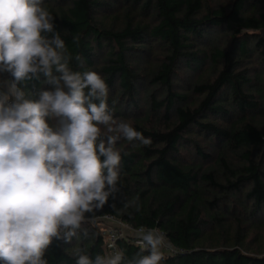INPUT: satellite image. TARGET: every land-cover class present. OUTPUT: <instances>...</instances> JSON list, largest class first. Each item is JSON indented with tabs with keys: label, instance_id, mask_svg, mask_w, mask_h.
Here are the masks:
<instances>
[{
	"label": "trees",
	"instance_id": "obj_1",
	"mask_svg": "<svg viewBox=\"0 0 264 264\" xmlns=\"http://www.w3.org/2000/svg\"><path fill=\"white\" fill-rule=\"evenodd\" d=\"M43 6L73 56L70 67L101 73L113 116L135 111L148 86L147 109L165 120L136 125L151 144L133 141L120 151L119 191L86 213L96 219L70 242L53 239L47 264H77L75 248L92 258L107 255L97 219L106 214L161 229L174 247L162 264H264L262 239L249 240L264 228V0H43ZM110 14L125 20L110 25L104 22ZM136 52L149 61L143 67L130 59ZM184 68L197 74L193 99L175 90ZM18 87L37 99L52 85L41 76ZM187 148L200 161L187 162ZM118 246L125 264L141 252L126 238Z\"/></svg>",
	"mask_w": 264,
	"mask_h": 264
},
{
	"label": "clouds",
	"instance_id": "obj_2",
	"mask_svg": "<svg viewBox=\"0 0 264 264\" xmlns=\"http://www.w3.org/2000/svg\"><path fill=\"white\" fill-rule=\"evenodd\" d=\"M53 21L43 0H0V72L13 78L0 93V264H47L53 239L70 242L93 219L86 213L119 191L117 142L151 144L114 118L100 74L70 67ZM41 76L52 87L27 98L18 84ZM135 235L141 252L127 264H162L161 249L171 247L165 234L142 226ZM73 255L77 264H125L122 249L92 258L75 248Z\"/></svg>",
	"mask_w": 264,
	"mask_h": 264
},
{
	"label": "rangeland",
	"instance_id": "obj_3",
	"mask_svg": "<svg viewBox=\"0 0 264 264\" xmlns=\"http://www.w3.org/2000/svg\"><path fill=\"white\" fill-rule=\"evenodd\" d=\"M213 3L217 4V3H223V4H230L232 3L233 0H212ZM104 22L109 23L110 25H116V24H122L123 21L125 20L124 16H120L119 19H115L113 14H110L109 16H105L104 18ZM244 31H250L253 32L252 30H244ZM259 32L264 33V30H261ZM218 34H223V31L220 30L218 32ZM227 40L229 41L230 38L227 37ZM138 52L134 53L130 59L132 61L133 64L143 67L145 65V63L149 62L148 60H146L145 58H143L142 56H140L139 54H137ZM100 64V59L98 58L97 60V64L96 67H98ZM98 74H100V76L102 77L101 73L97 71ZM197 77V74L189 71L187 69H183L182 71L179 72V76H178V80H176L177 85L175 87V90L177 92H182V93H189L191 95V99H193L194 94H192L190 92L191 90V82L193 80H195V78ZM147 85V83H146ZM150 90V87L145 86L141 89L139 96H138V107L135 109V111H125V115L124 116H114L115 119L117 120H125L127 122H130L132 124V126L137 129L138 124H142L145 126H159V125H164L165 124V120L164 119H160V114H156V113H152L151 111H149L147 109L148 104H149V100H148V96H147V92ZM148 100V103H147ZM194 101V100H193ZM133 110V109H132ZM50 123L55 124L56 121H50ZM130 145L129 142L123 138H121L118 142H117V148L119 149V151H122L126 146ZM183 155L184 158L187 162L190 161H197L198 158H196L195 153L190 149H184L183 150ZM199 160V159H198ZM200 161V160H199ZM96 217H93L92 221L95 220ZM100 219V218H97ZM262 239V250H263V245H264V228L263 229H256L254 230L253 234L250 236L249 240L252 241V243L258 244ZM258 246V245H257ZM255 247V246H254ZM165 249H162L163 254L165 255V251H163Z\"/></svg>",
	"mask_w": 264,
	"mask_h": 264
},
{
	"label": "built area",
	"instance_id": "obj_4",
	"mask_svg": "<svg viewBox=\"0 0 264 264\" xmlns=\"http://www.w3.org/2000/svg\"><path fill=\"white\" fill-rule=\"evenodd\" d=\"M2 77L6 81H11L13 78L11 77L10 73L2 72ZM7 87H2V84L0 82V93L7 92ZM99 226L101 228V231L103 232L106 240V248H107V255L111 254L115 249H120L118 246V240L121 238H126L128 240L133 241L136 245L141 247V243L139 241V238L135 235L136 232L139 230L140 227H135L129 223H126L117 217H114L113 215L106 214L100 217L99 219ZM144 227V226H143ZM145 229H150L148 227H144ZM159 229L158 227H151ZM162 233H164L161 229H159ZM165 234V233H164ZM166 236V234H165ZM167 242H169L167 236H166ZM171 244V243H170ZM165 249L166 253H173L174 247L171 245V247H168L167 244L162 248ZM161 249V250H162Z\"/></svg>",
	"mask_w": 264,
	"mask_h": 264
},
{
	"label": "crops",
	"instance_id": "obj_5",
	"mask_svg": "<svg viewBox=\"0 0 264 264\" xmlns=\"http://www.w3.org/2000/svg\"><path fill=\"white\" fill-rule=\"evenodd\" d=\"M3 77H2V72H0V82H1V84H2V87H7V85L4 83V81H6V80H4L3 81Z\"/></svg>",
	"mask_w": 264,
	"mask_h": 264
}]
</instances>
